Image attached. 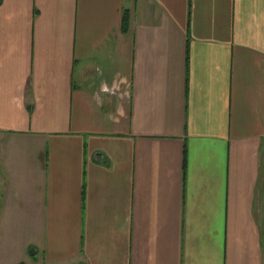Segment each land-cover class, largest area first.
Wrapping results in <instances>:
<instances>
[{
    "label": "crops",
    "instance_id": "0c3cea01",
    "mask_svg": "<svg viewBox=\"0 0 264 264\" xmlns=\"http://www.w3.org/2000/svg\"><path fill=\"white\" fill-rule=\"evenodd\" d=\"M0 250L264 264V0H1Z\"/></svg>",
    "mask_w": 264,
    "mask_h": 264
},
{
    "label": "trees",
    "instance_id": "16d2710c",
    "mask_svg": "<svg viewBox=\"0 0 264 264\" xmlns=\"http://www.w3.org/2000/svg\"><path fill=\"white\" fill-rule=\"evenodd\" d=\"M127 26H128V17H127L126 11H125L123 14V26H122L123 31L127 30Z\"/></svg>",
    "mask_w": 264,
    "mask_h": 264
},
{
    "label": "rangeland",
    "instance_id": "374dc122",
    "mask_svg": "<svg viewBox=\"0 0 264 264\" xmlns=\"http://www.w3.org/2000/svg\"><path fill=\"white\" fill-rule=\"evenodd\" d=\"M2 254V251L0 250V255ZM6 255V254H5ZM10 257V256H9ZM0 264H8V262L6 261V263L5 262H0Z\"/></svg>",
    "mask_w": 264,
    "mask_h": 264
}]
</instances>
